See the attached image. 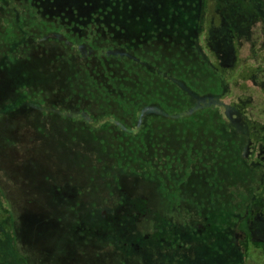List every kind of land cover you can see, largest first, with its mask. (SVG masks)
Listing matches in <instances>:
<instances>
[{
    "label": "rangeland",
    "instance_id": "1",
    "mask_svg": "<svg viewBox=\"0 0 264 264\" xmlns=\"http://www.w3.org/2000/svg\"><path fill=\"white\" fill-rule=\"evenodd\" d=\"M217 1L221 70L197 42L210 2L0 0L1 264H239L264 159L231 114L243 93L264 108V0ZM229 27L250 42L231 66Z\"/></svg>",
    "mask_w": 264,
    "mask_h": 264
},
{
    "label": "flooded vegetation",
    "instance_id": "2",
    "mask_svg": "<svg viewBox=\"0 0 264 264\" xmlns=\"http://www.w3.org/2000/svg\"><path fill=\"white\" fill-rule=\"evenodd\" d=\"M204 6L205 8L208 10L209 8L206 7V4H209V2L211 3V11L207 12V24L205 27V31L206 32H201L198 36H197V42L200 44L202 51L204 52L205 56L208 57V60L211 61L213 58H216V60L219 62L218 67L221 70V66H220V58L217 55V52L213 51L211 52V54H209V52L211 51V36L214 33L209 32V29L212 27L211 25L216 24V27L219 26L222 22L226 21V18L229 17L228 15V11H225V9L221 8L220 6H222V3H219L217 0H203ZM226 3V2H225ZM227 4V3H226ZM263 7V6H261ZM223 9V10H221ZM255 11H258L257 13H259L260 15V8H254ZM263 20V18H262ZM231 24L234 25L233 20H230ZM264 21V20H263ZM250 27V26H249ZM244 28V27H243ZM251 28L253 29V31H250V36L254 39V43L256 41V43L254 44L255 47V51L254 54L255 55H260L263 56L260 52V45L264 46V33L261 35L258 29H255L253 26H251ZM250 28V29H251ZM229 33L231 35V43L233 46V50L231 51V53L228 56V59H225V57H223L224 60H228L229 65L231 66L232 64H234L235 61H239L244 53H247L249 55V53L247 51L250 50V42L248 41L245 42L244 38L242 37V35L240 33H238L236 30L234 29V27H229ZM249 29V30H250ZM243 29L241 28L240 32ZM253 32V33H252ZM254 36H253V35ZM233 41V42H232ZM241 42L242 48H239L238 43ZM210 44V45H209ZM252 44V43H251ZM212 46V45H211ZM214 50V49H213ZM258 55V56H259ZM221 57V59H222ZM255 61V60H254ZM254 61H248V62H254ZM258 67H256L257 69ZM251 74H249L248 76L244 77L242 76V74H238V76L236 77V79L232 80L231 82H229L230 84L233 83V81H239L240 82V86H243V80L245 79V82L247 81L248 77H250ZM256 75V74H255ZM229 76V75H228ZM263 77V76H262ZM228 80H230L228 78ZM264 80V78L262 79ZM244 94V93H243ZM247 97H250V101L244 103L243 101H241L239 104L243 105V107H249L248 105L252 104L254 105L255 102V97L252 96L251 93L247 94ZM233 118H237L238 115L241 118V121L243 122V126H244V136L247 138L248 141V146L243 150V153L245 156L249 157L250 159H258V156H260L261 158L264 159V114H256V110H252L251 115V120H248L244 115V112H242L239 109H236L233 107ZM249 112V110L246 111V113ZM249 115V114H248ZM253 149V152L251 151ZM262 166L264 167V161L262 163ZM255 216H260V220H264V180L259 183L257 185V187L252 189V193L250 196V204L249 206L246 208L244 215L242 216V218L238 221L236 227L237 229H240L241 231H243V243L241 244V249H243V246L248 247L250 244H255L256 246H258L257 248L254 247V252L256 251V249H259L260 252H264V240L262 241H258L255 239H252L251 235H250V231L252 228V224L254 223L253 218ZM264 257V255H263ZM262 262V261H261ZM260 264H264L263 263Z\"/></svg>",
    "mask_w": 264,
    "mask_h": 264
},
{
    "label": "trees",
    "instance_id": "3",
    "mask_svg": "<svg viewBox=\"0 0 264 264\" xmlns=\"http://www.w3.org/2000/svg\"><path fill=\"white\" fill-rule=\"evenodd\" d=\"M98 37V35L96 34V38ZM98 51L100 50V52H101V54H104L105 52H106V50L105 51H103V50H101L100 48H96ZM108 51V50H107ZM109 93V92H108ZM243 97L244 98H242L241 100H239L238 101V103L236 104V106L234 107V108H236V109H239V110H241L242 112H244V115H247V116H245L248 120H251L252 118H251V113H252V110H256V114L257 115H259V114H261L262 115V112L263 111H261V110H263L262 108H261V106H259L257 103H254V105H248L249 107H243V105H240L239 103L241 102V101H243L244 103H246V102H248V101H250V97H247V94L246 95H244L243 94ZM111 101V100H115L119 105H121L120 104V99H119V95H108L107 97H106V101ZM262 102H264V100H261ZM247 110H249V112H247L246 113V111ZM140 111L141 110H137V112H136V117H135V119L138 121V120H141L142 118H143V116H142V114L140 113ZM249 114V115H248ZM0 198H2V195H1V193H0ZM8 208H6V206H5V203L4 202H2V204H0V223H6L7 222V220H8V218H9V216H8ZM5 227V226H4ZM10 229H8V228H4V229H2V227L0 228V242H3L2 241V239H3V235L6 233V232H8ZM241 244H242V240L240 241V243H239V245L241 246ZM246 248V246H243V249H242V258H241V260H239V264H250V259L249 258H246L245 256H244V253L246 252L245 249ZM249 251H251L250 252V254L252 255L253 254V257H254V250H253V247H251L250 249H249ZM1 257H2V255L0 254V262H1ZM1 264V263H0Z\"/></svg>",
    "mask_w": 264,
    "mask_h": 264
},
{
    "label": "crops",
    "instance_id": "4",
    "mask_svg": "<svg viewBox=\"0 0 264 264\" xmlns=\"http://www.w3.org/2000/svg\"><path fill=\"white\" fill-rule=\"evenodd\" d=\"M218 98H219V96H218ZM220 99V98H219ZM220 101V100H219ZM202 102H204V104H208L209 102L207 101V100H205V101H202ZM231 117L233 118V116H232V114H231ZM228 122H226L225 121V123H224V125H225V128H224V133L225 132H229L230 131V129H231V127L229 126V120H227ZM227 127H229V129H227ZM223 133V134H224ZM225 136V135H224ZM226 137V136H225Z\"/></svg>",
    "mask_w": 264,
    "mask_h": 264
}]
</instances>
